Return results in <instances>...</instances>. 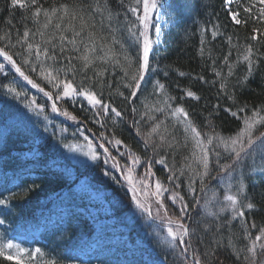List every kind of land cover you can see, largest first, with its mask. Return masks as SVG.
I'll list each match as a JSON object with an SVG mask.
<instances>
[{
  "label": "snow or ice",
  "instance_id": "6c2138e0",
  "mask_svg": "<svg viewBox=\"0 0 264 264\" xmlns=\"http://www.w3.org/2000/svg\"><path fill=\"white\" fill-rule=\"evenodd\" d=\"M8 6L22 11L23 31L15 29L13 32L15 26L11 19L7 20L8 27L0 30V76L6 78L14 71L46 98L44 103L38 104L37 97H30L24 85L19 89L15 86L19 84L15 75L8 84H0V110L9 107V99L19 101L27 112L42 116L46 122L41 132L39 120L33 121L27 112L18 110V130L30 135L34 142L46 140L43 133L51 132L56 137L54 149L62 145L69 152H80L91 161L110 165L103 174L130 189L135 207L148 218L160 221L157 228L166 229L164 243L171 251L173 264H220L216 250L225 246L233 250L241 264H264V226H258L246 216V212L257 210L246 181L259 171L254 168L257 152L264 159V131H259L264 128V106L241 105L233 91L264 59L259 47L264 44V27L257 26H264V0H223L226 17L233 26L252 25L243 44L238 34L234 44V36L226 35L218 21H207L199 28V55L211 62L214 78L207 80L197 74L193 79L215 87L218 97H227L235 106L233 110L232 107L222 109L219 103L212 104L204 118V129L183 104L177 103V97L168 93L164 83L152 79L156 73L153 52L161 41L162 24L180 22V6L174 5L172 0H9ZM221 36L229 46L222 57L224 68L217 65L210 47L211 41ZM233 49L236 51L234 61L230 60ZM240 63L245 65L246 75L230 88L234 64ZM22 65L27 67V73ZM117 70L120 78L114 88L109 77H115ZM31 74L50 90L37 83ZM179 75L187 74L179 72ZM145 85H150V90ZM114 96L127 104V111L118 107ZM149 97H156L155 103H149ZM186 98L197 102L202 99L191 88H185L179 99ZM65 102L78 105L82 112H90V117L81 120L63 106ZM46 105L51 113L82 124L87 131H91L87 128L89 121L104 131L98 135L93 133V140L78 127L72 135L84 136L86 149L79 143L65 142L63 133L67 129L61 127L57 132L50 114L45 112ZM222 110L241 123L234 135L225 136L217 131L214 120ZM119 123H126L138 138L143 155L118 138L114 130L106 128V124H110L114 129ZM121 147L125 151L121 152ZM182 149H187L188 155L182 157L178 166L176 157ZM250 160L252 165L247 163ZM80 163L87 164V161ZM157 165L166 174L163 180L153 171ZM138 172L142 175H137ZM212 180L223 188L222 198L210 188ZM209 191L213 192L212 200L207 198ZM15 195L0 199V205L9 207ZM213 207V211H207ZM196 208L201 209L196 216H211L215 222L205 223L194 217L192 213ZM225 213L232 221L243 222L245 243L242 247L236 246L231 235L227 245L223 243L222 228L229 227L227 222H221ZM4 223L5 220L0 219V224ZM201 233L211 236L207 245ZM25 254L35 261L42 250L26 249L10 239L0 243V257L7 261L25 264L21 258ZM46 264H57V261L48 260ZM142 264H168V256L145 259Z\"/></svg>",
  "mask_w": 264,
  "mask_h": 264
},
{
  "label": "trees",
  "instance_id": "16d2710c",
  "mask_svg": "<svg viewBox=\"0 0 264 264\" xmlns=\"http://www.w3.org/2000/svg\"><path fill=\"white\" fill-rule=\"evenodd\" d=\"M172 3L180 6L178 8V19L180 22L163 26L161 41L153 52V64L156 73L152 76V79H158L161 83H164L168 93L177 97V103L183 104L190 111L196 123L204 129L206 123L204 118L207 116L208 111L211 110L210 106L212 104L219 103L222 109L232 107L233 110H235V106L233 101L227 97H218L215 87L193 79L197 74L203 75L207 80L214 78L210 67L211 62L206 58L202 59L199 55L201 39L199 28L207 21H218L224 26L222 30L226 35L234 36V44L236 43V34L239 35L240 43L243 44L245 37L250 34L252 25L249 24L247 27L233 26L226 17L223 0H172ZM8 5L9 0H0V30L8 27L7 20L11 19L12 24L15 26L13 32H15V29H19L22 32L23 27L20 23L22 11L19 9L11 10ZM184 9L187 10V13L183 12ZM257 26L264 27L262 25ZM14 39L15 36H13ZM205 39L210 40V37H205ZM210 47L213 50V56L217 58V65L224 68L222 57L229 48L227 40L223 36L218 37L215 41H211ZM259 47L260 51L264 52V44L259 45ZM235 56L236 51L233 49V56L230 57V60L234 61ZM17 61L18 63L20 62L18 57ZM22 67L27 73V67L23 65ZM224 70L226 72V69ZM165 72L168 73L167 76L164 75ZM179 72H185L187 75L182 77ZM234 73V77L229 81L230 88L232 84L236 83L237 79L243 80L246 75L245 65L243 63L234 64ZM31 75L37 83H41V86L46 87V90H50L35 74ZM119 78V70H117L115 77H109L113 82L114 88ZM10 79L11 76L9 74L6 78L0 76V84H8ZM145 87L150 90V85H145ZM185 88H191L196 91L202 99L198 102L188 98L180 100L179 98L183 95ZM27 89L30 97L33 95L37 97L38 104L44 103L46 98L43 97V93L38 92L37 89L32 88L30 85ZM120 90L123 91V89ZM233 91L235 92L236 100L241 105L247 103L250 107L264 106V59H261L259 68ZM114 99L118 101L119 108L127 111L128 106L126 103L119 101L118 97L114 96ZM140 99L143 100L144 97ZM156 99V97H149L148 102L155 103ZM63 106L81 120H85L91 115L90 112H82L78 105L73 106L65 102ZM136 106L138 108L141 107L139 102L136 103ZM45 112L54 116V122L59 127L66 128L71 133L77 132L79 127L85 136L95 140L93 133L98 135L99 132L104 131L99 125L91 121L87 124V128L91 129V131H87L82 124L75 125L68 121L65 122L54 113H51V109L47 105L45 106ZM214 122L217 125V131H220L225 136L234 135L241 127V123L237 118L232 117L230 113L223 110ZM1 125L0 118V127ZM18 128L15 126L10 127L11 132L7 131L6 133L5 130L3 133L0 131V193H2L0 199L8 198L12 193H15L16 195L11 199L10 209L6 213L7 216L11 217L9 224L17 229H24L26 232L35 231L34 233L40 236L41 241H36L35 244L42 250V255L37 254L35 261H31L28 258L25 264H46L48 260H56L57 264H134L135 260L131 256L122 253L123 249L117 244L99 243L100 248L94 252L97 256L89 254L87 261H83L80 258L78 250L89 248L91 242L98 238H103L102 234L96 232V222L91 219H95V214L100 216L104 213L103 204L88 199L85 194L80 193L77 196H72L73 191L71 190L69 196L62 197L65 189H69L67 183L70 172L68 173V170L74 161L72 160L71 162L67 158L65 151L52 147L53 139L47 138L36 147L33 141H30L29 135L19 131ZM106 128L109 131L114 130L118 138L122 139L134 151L143 155L142 145L138 143V138L130 131L126 123H119L114 129L110 124H106ZM263 130L264 128L259 129V131ZM7 133L9 134L6 136ZM82 137L84 138V136ZM98 151L102 150L98 149ZM120 151L123 152L125 149L121 147ZM26 153H30L31 156H26ZM113 154L116 155L114 150ZM184 155H188L187 149H182L177 154L176 163L178 166L182 162ZM68 162H71L70 164L72 165H69ZM250 162L248 161L247 163L250 164ZM75 166L74 170L78 172L79 177L86 174L85 176L89 177L94 187H102L101 189L105 191L104 198L107 203L105 207L111 210L115 217L128 221L129 240L134 243L135 237H143L144 240L148 241V247L153 250L150 252V257L159 259L167 255L168 264H173L171 251L167 249L166 244L150 238L149 234L142 236L144 230L141 232L139 223L134 219L129 222L130 219L128 217H133V214L128 211L133 203L131 201V191L118 185L109 176L103 174L110 165H105L102 161H90L87 168ZM153 171L162 180L166 178V174L160 169V166L154 167ZM80 172L83 173L80 174ZM140 173L142 172L137 174ZM118 179L122 180L123 178L118 176ZM248 184L250 186L248 194L252 202L257 205V210L252 213L246 212V216L250 221L254 220L258 226H264V210H261L262 206H264V173L254 174L248 180ZM209 186L212 189L220 190L218 197L222 198L224 190L222 187L217 186L216 181L210 183ZM212 193V191H209L207 198ZM52 194L59 196V202L65 199L64 203L69 204L68 212L65 213L63 218L66 221L62 225H59L58 221L53 224L48 222L41 223L42 220L55 218L59 213L56 208L51 209L50 207L53 200L47 201L46 199ZM79 208H82V212L78 211ZM92 210L95 211V214L92 213ZM200 211L201 209L196 208L193 216L197 219H203L205 223L215 222L211 216H196V213ZM122 214H124V217ZM227 217L229 216L225 213L221 218L222 223L227 222L229 225V227L222 228L223 243L227 245V239L231 235L236 246L242 247L245 243L241 230L243 222L228 221ZM40 230L42 231L39 232ZM255 234V230H253V235ZM201 236L205 245H207L211 236L203 233H201ZM216 255L219 257L220 264H241L233 255V250L226 246L217 249ZM0 264H15V262L7 261L0 257Z\"/></svg>",
  "mask_w": 264,
  "mask_h": 264
},
{
  "label": "rangeland",
  "instance_id": "374dc122",
  "mask_svg": "<svg viewBox=\"0 0 264 264\" xmlns=\"http://www.w3.org/2000/svg\"><path fill=\"white\" fill-rule=\"evenodd\" d=\"M185 4H186V1H185ZM184 4V5H185ZM183 12H185V13H187V10H183ZM163 25V24H162ZM11 80V79H10ZM18 89H19V87H20V85L19 84H17V85H15ZM18 110H20V111H24V112H27V109H24V106H23V104H21V103H19V101H12V100H10L9 99V107H7L6 109H3V110H0V118H3L4 116L5 117H7V121H4V123H6V124H9V126H11V125H18L19 124V122L16 120V117H17V115H18ZM27 115L28 116H30L31 118H32V120L33 121H36V120H39L40 122H41V127H40V131L42 132L43 131V129H42V125L44 124V123H46L44 120H43V117L41 116V117H36L33 113H31V112H27ZM49 119L53 122V124L55 125V129L57 130V132H59V129H60V127H58L56 124H55V122H54V120H53V118H51V117H49ZM49 128L51 129L52 128V125L50 124L49 125ZM83 132V131H82ZM72 133H74V132H72ZM72 133L71 132H68V131H66V132H64L63 133V135L66 137V141L65 142H68V143H79L80 145H82V146H85V142H84V138L81 136V135H77V136H73L72 135ZM43 135L46 137V139H47V137L48 138H51V139H53V145L56 143V137H54V136H52L51 135V132H49V133H43ZM29 139H30V141L32 142L33 141V138L29 135ZM44 140H39V141H33V143H35V144H39V143H41V142H43ZM58 149H60V150H62V151H65V153H66V155H67V158L72 162V160L74 161V162H72L73 163V165L71 166V167H69V171L71 172V175L72 176H74L75 175V173H76V175H78V172H76L75 170H74V167H76L75 165H77V166H80V168H87V166H88V163L91 161L90 159H88V157H86V156H84V155H82L80 152H69L68 151V149H66V148H64L62 145L61 146H59V148ZM85 149H86V146H85ZM66 158V159H67ZM67 159V160H68ZM80 161H87V164H82V163H80ZM251 161V160H250ZM70 162V163H71ZM252 161L250 162V164L249 165H252ZM256 165V166H255ZM254 168L255 169H258L259 171H255L254 173H253V175L255 174V173H257V172H263L264 173V159H262V156H261V154L259 153V152H257V154L255 155V164H254ZM137 175H142V173H140V174H137ZM252 175V176H253ZM91 182H90V180H89V177L88 176H85V177H83L82 179H81V181H80V185L82 186V188H85V187H87L88 188V186H89V184H90ZM246 183L248 184V181H246ZM94 185V184H93ZM138 187H141L140 185H137ZM249 184H248V192H249ZM93 189H94V191L93 190H91V189H89L88 188V190H87V192L90 194V199L91 200H98L99 202H101V203H103V205H105L104 204V196H103V194H105V191L104 190H102L101 188L102 187H92ZM223 189V188H222ZM215 194H216V196L218 197L219 196V194H220V190H215ZM141 198H143L144 199V197H141ZM148 199H149V201H151V197L149 196L148 197ZM208 199H210V200H212L213 199V193L209 196V198ZM132 208H134V209H137L138 210V208H136L135 207V204L134 203H132ZM214 210V207L213 208H210V209H208L207 211H213ZM110 211L111 210H107V212L106 213H110ZM146 216H147V214H145ZM228 216H229V214H227ZM226 219H229L228 221H231V219H230V216L229 217H227ZM116 219H114V218H112L111 220H110V223H109V225H108V228H106L107 230H106V232L107 233H109V240L110 241H112V242H114V243H116V244H122V243H124V245L126 246V247H128L127 249H126V254H128V255H137L138 253H139V249L137 250V248L136 247H134L133 246V244L131 243V242H129L128 240V235H127V233H126V228H125V226L123 225V223L121 222V220H119V223L117 222V225L116 226H114L115 225V223H116ZM101 223L103 224L104 223V221H101ZM154 227V226H153ZM158 229L159 228H157L156 230H155V232H156V234H157V231H158ZM160 235H161V237H162V240H163V243H164V236L166 235V230L165 231H162L161 233H160ZM3 235L1 234V232H0V237H2ZM4 239V238H3ZM11 240L12 242H14V243H19L22 247H24V248H26V249H28V247H27V245H26V242H30L31 241V238H26V237H24V236H18V237H15V238H8V239H5L4 241H3V243H6L8 240ZM156 241H159L158 239L156 240ZM159 242H161V241H159ZM162 243V242H161ZM137 246H139V247H147V244L146 243H144L143 241H141V240H138L137 241ZM153 250L152 249H149L148 247H147V250H143L142 252H143V256H142V258L139 260L138 258V260H137V262L135 263V264H142V262H143V260H145V259H153V258H155V257H150V252H152ZM168 253V252H167ZM13 254H14V250H13ZM26 255V254H25ZM24 256V255H23ZM22 256V257H23ZM157 259V258H156Z\"/></svg>",
  "mask_w": 264,
  "mask_h": 264
}]
</instances>
